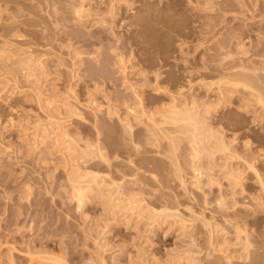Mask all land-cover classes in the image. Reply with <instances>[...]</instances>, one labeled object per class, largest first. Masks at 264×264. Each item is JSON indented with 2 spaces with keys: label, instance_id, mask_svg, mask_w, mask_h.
<instances>
[{
  "label": "rangeland",
  "instance_id": "rangeland-1",
  "mask_svg": "<svg viewBox=\"0 0 264 264\" xmlns=\"http://www.w3.org/2000/svg\"><path fill=\"white\" fill-rule=\"evenodd\" d=\"M18 1L27 2V0H12L9 6L1 7L2 9H4L3 13L2 9L0 8V12L2 13V17L0 16L2 20L0 19V22H4L3 20L6 21V24H3L4 26H2V24L0 23V48L6 45V41H13L14 44L12 46L15 48H22L20 49L22 52L37 49V51L34 52V56H41L39 57L40 61L34 62L35 69L33 68V70L36 71H34V75H32V77L30 76L31 78L26 77L28 74L27 71H24L25 66H23L24 64L21 61L23 55L21 56V58L17 56L13 57L12 54H14L15 51L7 50L5 52V59L0 58V139L4 142L3 146L0 147V264L10 263L8 261V258L10 256L8 249H10L11 247H16V250H12L11 248V250L13 251V257L15 258L14 264H39L40 262L37 260V258L32 259V254L36 251L41 250L49 251L51 253L53 252L54 254L60 255L63 261H67L68 264H85V260H87L88 258H90V260L94 258L96 259L97 257L95 256H100L101 253V255H103L104 258L107 259L105 260L107 264H174L178 261L181 264H192L191 260L193 256H195V264H226V261V263L223 262L225 260V255H233L232 264H248L250 262V259H247V261L245 260V252L243 251V253L242 251H236L234 246L227 247L228 252H221L217 249L216 251H214L215 254L213 250L212 253L210 251L211 248H209L207 244V235L205 234V231H200V227L201 229L203 228L202 224H200V218L203 217V215L201 214L203 212L206 219L209 220L211 224L219 223V225L221 226L223 225L221 224V221H223L224 215H226V218L228 216V218L232 219L233 221L237 219H240L242 221L244 219H247L248 221H252L253 223H255L256 226L254 224V226H252L254 227V229H258L255 230L253 234L254 239L258 242L257 245H261L260 243H264V210L260 208H256L254 210V208L252 209V206L249 205H252L253 203V201L249 198L252 196V194L263 195V192L260 191L261 185H259V182L255 178V174L251 171V169L248 168V166H246V164L248 163H255L260 172L263 173L262 176L264 177V108L261 109L262 107L260 105H257L254 102L252 103L248 99L247 101H244V94L242 93L241 94L243 96L239 93H234V96H232L231 99L223 102L222 104L218 103V97H216L217 95H215L216 93L218 94V91L215 92L217 89L207 92L206 88H202L201 86L199 87L196 85L197 89L194 90V87L189 88L188 85H186L187 82L184 78L185 76H187V67L189 69L190 64L191 66H201L200 68L198 67L200 70H204V66H206V71H213L212 75L204 81H209L216 88L218 87V82L220 81L219 77H222L221 70H223V68L227 69L228 67H230L228 69H231L230 71H232L236 69L234 67H239L238 70L243 68V70H246V72L248 71L247 73L255 68L256 70L259 69V72L257 71L259 73L258 75H264V73H262L264 71V0H140V2L134 4L131 7H128L124 4H115L116 8L121 9V15L126 16V26L120 27L116 22L112 23L109 20L106 21V24H103L105 26V29L104 27H101L100 31L98 28H100L99 26L101 25L97 24V26L95 27H97L98 30L93 28L85 32L77 31V27H72V25H65V20L60 18L62 15V9L65 6L62 0H59L60 3L57 4L56 7L59 12H57V17H59V21L58 19H56L57 22L55 21V18H53L54 16L49 14V16L51 17H48L47 14L49 12L47 11L48 13H46L43 7H40V5L42 6V4H38L37 2H35V4H37L39 7L34 6L32 8V12L34 13V15L33 13H30L31 15L28 14L29 11L27 12V14L25 12H22L23 14H20L21 12L17 13L16 10H18ZM93 1L95 3L100 2L103 6H106V3L108 2V0ZM48 3L50 2L48 1ZM149 6L152 10H155L156 15L150 14L151 10L148 8ZM36 7H38L39 9H37ZM164 7H166L167 10L170 11H168L170 13V17L168 12L166 11V8L165 10L163 9ZM40 8L44 10L43 13H39L41 11ZM148 10H150V13L148 12ZM162 10L166 11L167 13L163 12ZM142 11H146V13ZM161 11L162 13L160 14ZM9 13H16L13 16H18L15 17V19L11 16L12 20L14 19L13 21L20 22V20H29L31 18V20L35 21L37 25L35 24L33 28V25H26L25 27V24H23L24 26L22 24L21 26H19V23L16 22L18 24L16 25L13 22L16 28H12L16 31L20 30V32L22 33L19 32V34H23L24 36L23 39L21 38L17 40V37H15V39L14 37H11L12 34H10L13 30L10 27L13 26V24H8L10 21H12L10 15L8 16ZM163 13H166V15L168 16ZM41 14L42 16H40ZM59 14L61 15L59 16ZM142 15H146V19L145 17L141 19L143 17ZM149 15L152 16L150 17ZM45 16L47 20L45 19ZM154 16H156L155 19ZM8 18H10V20H7ZM148 19L152 20L148 21ZM137 20L140 23L141 20L142 22L144 21L145 26L146 21H148L147 23L149 24V26L147 25L143 28L144 24L142 25L140 23H136ZM45 21L47 22V24ZM178 21H182V24L177 23V25L176 22ZM51 24H53L54 27ZM56 24H58V26ZM63 25H65L66 28ZM36 26H40V29ZM7 27L11 30L7 29ZM59 27L61 28V30ZM50 28L51 33L54 32V35L50 34ZM72 28H74L75 30ZM5 29H7V32ZM55 30L57 32H55ZM94 30L100 32L98 34H94ZM58 31H61V33H59ZM65 31L66 33L70 32L69 35H73H70L71 41L70 39H67L69 38L68 35L67 37H65ZM110 31H113V33H111ZM8 32H10L9 35H7ZM58 33L60 34L61 38L59 37ZM114 33L116 34L114 35ZM48 35H56L55 37L58 38L57 41L54 42L55 48L49 45ZM117 35L120 36V39L116 37ZM97 37L98 39L100 37L109 39V41L107 39L105 40L104 47L101 46L102 48H104V51H102L103 53L102 55H100V59L95 58V56L93 57V55L95 54H92L88 49V46H86V42L97 40ZM114 37L118 38L119 41L117 42V39L115 38V40ZM111 39L113 43L111 42ZM41 43L44 44L42 45ZM57 44L58 46H60L58 47ZM62 44L65 45L63 46ZM67 44H69L70 47H68ZM112 44L114 45V47H117V51H115V48L113 49L110 47L112 46ZM116 44L119 46V49ZM56 47L58 48V50ZM38 48L40 50H38ZM44 48H46V52ZM51 48L54 49H52L53 52L56 51L55 55L53 52H51L52 54L47 53V51L49 50L52 51ZM77 51H84V53H81V55L79 54V56L77 54ZM113 51L117 52L116 54H118V51H122L125 54L123 57L129 60H126L127 65L133 66H131L132 68H130L129 66V69H127V72H129V77L132 78V83L136 86V90L140 93L144 92L141 96L145 98L144 102L146 104L149 103L148 101L151 102L149 103V105H152L155 102L157 103V105L156 103L152 105L153 107L151 106V109L154 108L155 110L156 106H158V108L160 106L163 107L166 105V103L169 105V103H171L170 93L180 92L179 89H183L180 87H183L184 85H186L185 87L187 88L183 89V91H187V94H185L184 92V95H181L183 93V91H181L182 93L179 95L180 102L183 103L182 100L186 96L190 99V101H192L191 97H196L199 102H208L207 104L211 107L210 109L212 111V126L217 132L218 130H223L226 135H228L229 139L237 138V144L234 140H232L234 141L232 149L233 151H239H236L237 154L244 157V159H241L243 161H240L238 159L236 162L240 167L238 169L240 170L239 173L242 172L240 177L243 179V186L246 189L245 193H243V196L242 194H240V198L238 196V205L237 203L235 204V201L233 203V200L230 198L231 196L225 197L226 199H228L227 201L229 202H227V205L231 209H221L222 207L218 205L221 202V197L219 193H216V190H218L217 187L219 186V183H226L227 180L224 178V176L219 177V181L220 179L222 180L219 183L216 182L217 185L214 183L213 186L208 185L203 178L204 180L200 184L201 188H198L196 187V185H193V172L191 171L192 169L190 168V166L183 160L184 158L180 156L179 162L181 161V167H177V169L175 168L176 166L174 164V161L171 162L172 160L168 158L166 153L169 150L167 148L168 141L166 142L165 139L162 140L163 138L161 139L160 137L162 141H159L160 139L158 138L159 140L157 139V142L152 143V141H148L147 138L146 140L149 143H152V145L147 144V141L144 140L146 137L144 135V133L146 134V130L144 131L143 129L145 128V125H148L151 121L147 122L148 124H133L135 126L134 129H131L133 134L131 133V131H129L131 135L130 133H127L128 131L126 127H124L120 122L121 114L123 117L125 114V109H123L124 106L122 107V105H124V102L126 100H128V104L131 102L130 105H132V103L135 105L136 102H139V99L137 96H134L136 93L135 90L122 89L123 87L121 86V84L123 81V77L122 74L118 72V65L113 62ZM43 52H45L47 55L45 53V55H43ZM58 53L62 54V60L59 58L60 56H58ZM123 53L119 54L123 55ZM228 54H230V56ZM58 58L61 62L58 61ZM104 59H106L107 61L106 65L108 67L106 66V69H109V73L114 75L112 77V81H114V83L118 82V88L121 87L120 89H118V91L121 90L120 92L116 90L119 94L116 93L115 90H113L115 93L111 91L112 96L110 95L109 97H107V99L106 97H104L107 96L105 92L100 93V88H94L95 86L100 87V84L96 82V80L98 81V79L100 78V76H98L97 74V63L99 62V60L103 61ZM14 62H17V64H15ZM202 65L204 68L202 67ZM141 69L143 71L146 69H148V71L159 69V71L162 70L166 74H172L173 76L177 75V77L180 78H174V80L177 79V81L172 82V84L169 86L166 83H160V86L166 87L167 85V88L170 89H166V91L161 90V92H156L155 89L150 87H153V85L157 84L153 83V85H146L143 88V82L142 80H140L142 76H140V78H138L139 76L135 77L137 76L135 75V73L137 74L138 72L139 74ZM66 70H72L71 74H73L74 76H72L71 78L70 72ZM252 72L250 74H252ZM12 76H16L15 81L12 80ZM178 79L181 81H179ZM190 80L192 81L191 84L193 85L198 84V82L200 81L196 73L192 75ZM176 82L177 84H183V86H179V84L177 86L175 84ZM86 84L88 88L85 86ZM220 84L222 85L223 83ZM69 85L74 88V95H77L78 100L80 98L81 102H84L81 99H86V101L84 102L86 103L87 100L91 98L94 99L95 103L97 104H105L102 105L103 108H100V115L102 117H105L106 119H108L107 116H109V119L107 121L113 131L111 133V139L113 141L112 143L116 142V144H114L113 146L111 145L112 143H107V152L104 150V153L107 154L110 159L111 166L101 161L99 154V158L98 155L92 156L86 154L83 149L84 145L82 144L85 143L84 139H82V142L76 144L77 146L79 144L83 149L82 151L79 150L82 152L81 155H79L80 152L78 153V151L76 150L78 148H72V150L74 149L77 151V154L75 153L76 151H73L76 154V156L74 155V157H77V155L80 156L79 158L77 157L78 161L79 159L81 160V162L86 161V164L88 163L92 165L91 169H93V171L95 170V172L101 173V175L106 174L110 175V177L113 176L112 178L117 177L116 179H114L116 180L114 181L116 187L113 188H117V185L122 183L121 187L117 188L118 191L121 190L120 195L122 194V198L120 197V199H122V202L120 199V202L119 200H116V202H111L109 197L111 196L110 192L112 190L108 193V190L104 188L107 190V193L104 190V193L102 191V193H100L99 190V192L95 190L97 193L93 192L94 195L91 196L92 199L90 198V200L86 202L81 209L77 210V208H75L76 204L74 205V203L69 200L68 195H65L66 192L67 194H69V191L66 188V172L67 169L71 170V166L68 168V164H65V161L63 163L65 164V166H67L65 168L66 172L63 170L64 164L62 165V162L60 161H62L63 159L61 158L63 157L61 155L64 154V151L61 153L60 150L57 149L61 154L56 153L57 151L55 153L51 152V154L50 152L48 153V151L50 150H48L47 141L44 142V139L42 140L41 138L42 134H39L40 131L37 128L36 130L39 132L35 131L34 128L36 126L33 127L38 119H42V117L45 115V112L49 113L51 111L50 106L53 107L55 105L54 107H57L62 105V116L67 114V110L63 106V103L68 101H71V103L74 102L72 97L73 94L71 96L72 99L69 96L71 92L69 90ZM173 85H175L176 87H174ZM37 89L38 91H42V101L47 102L50 100V102L53 103L45 105L46 102H43L44 108L46 109H42V111L38 106V103H36L37 101L35 99V93L33 95V92L37 91ZM95 89H100V91H95ZM104 93L106 95H104ZM122 96L124 97V99H127L122 101ZM66 97L69 98L66 99ZM109 98L111 99L110 101L108 100ZM189 99L186 98V101H184L188 103L187 101H189ZM105 100L107 101L104 102ZM190 101L189 103L192 104V102ZM58 103L61 104L58 105ZM204 105L205 104L201 105V107H203ZM115 106H117V109ZM107 107H110V109H114L116 111L113 112L115 115L113 113L111 114L112 116L107 115V111L109 109ZM105 108L107 110L106 112L104 111ZM87 110L88 109L85 110L83 107L81 116H70V119L68 118L69 114L66 115L69 119L65 122V124L67 123L66 129L71 132H69L71 134V137L74 134L72 138L73 140H75L74 138H78L80 136L81 138L86 137V139L88 137L91 141L95 140V133L97 132H95L94 134L93 132L96 131L97 128H95L96 126L94 125L95 122L93 121L92 115L90 114L89 116V112L87 114ZM157 116L158 115H156L155 118ZM159 116L156 119L159 120ZM10 117L13 118L12 121H8V118ZM81 117L84 118L82 119ZM122 129H125L124 131H126V134H123ZM23 132H27L26 134H29V139L25 138L26 136ZM31 134H35V141L32 137L33 135L31 136ZM148 134L149 133L147 132V137ZM23 135L25 137H23ZM102 135L104 137L105 133H102ZM125 135H130V139L133 137L131 141H133L134 145L131 144L132 142L130 141V139L125 137ZM51 137L53 141L54 135H52ZM69 138L70 136L68 137V139ZM37 140L40 142L37 143ZM49 141H51V139H49ZM242 142H244V145H242ZM154 144L155 146L153 147ZM182 144L183 146H181L180 151L184 152V150H186V152H188V148L186 146L187 140L184 139ZM50 145L51 143H49V149L51 148ZM136 145H139V148ZM184 145L186 146V149L184 148ZM134 146H136L135 149ZM61 147L62 146H60V148ZM69 151L71 150H68V153ZM73 152L69 153V155ZM128 152H130L131 154ZM84 153L85 156L82 155ZM94 155H96V153ZM83 158L84 160L82 161ZM225 159V156H223L222 159L219 158V161L222 162H219L220 164H218V166L221 165L220 168L225 163ZM48 161H50L49 164H51V162L53 163L51 165H48ZM148 161L152 163H149ZM245 161L251 162L245 163ZM42 162H47V164L45 163L44 165ZM59 164L62 166H60ZM88 164L85 165L84 163L83 167H90V165L88 166ZM46 165H48V167ZM52 165H54V168H57L53 169ZM106 165L108 166L106 167ZM155 165L157 170L155 169ZM218 166L217 168L220 169ZM178 168L180 172L184 171V175L180 172L179 175ZM48 169L51 171H49ZM153 169L155 171H153ZM135 170L137 171V173L135 172ZM52 171L55 172L53 173ZM174 171H176L178 174ZM48 173L51 177L52 175H54L51 178H54L55 184L51 182L53 188L49 186L51 185V183L47 182L50 178L48 180L47 178H45V176H49ZM123 174H125L126 177ZM120 175L123 176L124 180ZM184 176H186V178ZM134 177L139 183H136V181L134 182ZM180 177H183L186 180V185L184 186L182 184L184 187H182L181 185L180 179L182 178ZM112 178H110V180ZM128 179H130V181L127 183ZM117 182L118 184H116ZM54 185L55 187L57 186V189L54 187ZM58 185L63 186L61 187V191L59 190L60 188L58 187L60 186ZM131 185L135 186L132 187ZM46 187L51 188V191L49 189H46ZM62 188H64L65 190H63ZM123 195L127 198L123 197ZM205 197L207 198L204 199ZM114 198L112 199V201H115ZM116 198H118V196H116ZM217 200H219L220 202H218ZM126 201H128V203ZM205 202H207V205L204 204ZM124 203H127L126 205H129L125 206L123 205ZM218 207L220 210L218 209ZM151 210H155L161 214V219L158 221V223H156L157 221L154 222L155 224L152 223L153 214L151 213ZM177 211L181 214L180 219H182L183 217L186 219L184 223L186 224L185 228L183 227V223L174 222L170 219V217L167 218L168 213ZM191 211H194V214L200 216V218L198 219L199 221L196 218L194 219H196L197 222L196 220L193 221V217H189ZM188 218L189 220L192 218V222H190ZM223 226L228 228V236L225 234L228 237L226 241L228 243H231L233 241L231 239L232 237H234L233 235H235V233L233 232V228L228 225ZM16 236H21L22 239L19 242H14ZM226 236L223 235L221 237L220 235L217 239V242L215 243V246L219 242L220 245H218V248H220V246L222 245L224 246V243L221 241L222 238H225ZM192 240H194V242L196 243L195 247H193L195 243L192 244ZM191 244L193 248L191 247ZM98 245L101 248H99ZM20 246L24 247V249H21ZM197 247L201 251L203 250V253L201 251V253L199 252L200 254L196 252L197 250L195 248ZM27 248H30L31 250H29L31 252L24 251L28 250ZM190 248L191 250L189 251ZM101 249H103L104 251H101ZM260 249V255H262L261 257H264V247ZM29 253H31V255ZM191 254L193 255L191 256ZM252 254L253 253H251L249 256L253 257L254 254ZM92 256L93 258H91ZM188 258H191V260L188 261ZM209 260H211L212 262H208ZM261 262L262 263L260 264H264V258H262Z\"/></svg>",
  "mask_w": 264,
  "mask_h": 264
},
{
  "label": "bare ground",
  "instance_id": "bare-ground-1",
  "mask_svg": "<svg viewBox=\"0 0 264 264\" xmlns=\"http://www.w3.org/2000/svg\"><path fill=\"white\" fill-rule=\"evenodd\" d=\"M11 1L12 0H0V8L2 7V6H4V7H7V6H9V4L11 3ZM17 1V0H16ZM48 1L50 2V3H48ZM63 2H64V4H65V6L63 7V9H62V15L61 14H59V16L61 15V17L60 18H62V19H64L65 20V25L66 26H69V25H72V27H77L76 29H77V31H87V30H89V29H93V28H95V29H97V27H95V26H97V24L99 25H101V26H99L100 28H98L99 30L101 29V27H104V29H105V26L103 25V24H106V21H111L112 23L114 22H116L117 24H118V26H120V27H124V26H126L127 25V23H125L126 22V16H124V15H121V9L120 8H116L115 6L117 5V4H124V5H126V6H133L134 4H137L138 2H140V0H108V2L106 3V6H103V5H101V3L100 2H94L93 0H62ZM104 1V0H103ZM19 2V1H18ZM17 2V7H18V10H16L17 11V13L18 12H21L20 14H23L24 12L27 14V12H28V14H30V13H33L32 12V8L34 7V6H38L37 4H35V2H37L38 4H42V6L40 5V7L42 8L43 7V9L46 11V13H48L47 15H48V17H51V16H49V14L50 15H52V16H54L53 18H55V21H56V19H58L59 17H57V15H58V10H57V4H59L60 2H59V0H27V2L25 1V2H19L18 3ZM116 4V5H115ZM121 6V5H120ZM39 7V6H38ZM38 7H36L37 9H39ZM40 8V12L39 13H43V11L44 10H42ZM49 8H50V10H49ZM150 10H148V12L150 13V14H155L156 15V12H155V10H152L151 9V7L149 6L148 7ZM159 8V7H158ZM160 8H162V7H160ZM165 8L166 7H164L163 9L165 10ZM169 8V7H168ZM2 9V8H1ZM1 9H0V11H1ZM16 9V8H15ZM35 9V8H34ZM36 9V10H37ZM145 9H147V8H145ZM4 9H2V13L4 12L3 11ZM161 10V9H160ZM164 10H162L163 12H168L169 10H167V8H166V11H164ZM9 11V10H8ZM48 11V12H47ZM162 11L160 12V14L162 13ZM10 12V11H9ZM14 12H15V10H14ZM23 12V13H22ZM35 12V11H34ZM58 12V13H57ZM140 12H141V10H140ZM142 12H145L146 13V11H142ZM166 12V13H167ZM170 12V11H169ZM168 12V14H169V17H170V13ZM1 12H0V16H1V14H2ZM46 13H45V15H46ZM166 13H163V14H165L166 15ZM16 13H9L8 14V16L10 15V17L12 16L14 19H15V17H18V16H13V15H15ZM26 14H24V15H26ZM37 14V13H36ZM162 14V15H163ZM18 15V14H17ZM31 15V14H30ZM33 15H34V13H33ZM7 16V15H6ZM40 16H42V14L40 15ZM143 16V15H142ZM146 16V15H145ZM145 16H143L141 19H143ZM150 17L152 16V15H149ZM166 16H168V15H166ZM2 17V16H1ZM0 17V19L2 20V18ZM12 17H11V20H12ZM29 17V16H28ZM155 17L156 16H154V19H155ZM40 18V17H39ZM147 18H148V14H147ZM153 18V17H152ZM6 19V18H5ZM13 19V20H14ZM45 19H46V16H45ZM145 19H146V17H145ZM144 19V20H145ZM153 19V20H154ZM7 20H10V18H8ZM10 21L8 24L10 25V23H12L13 24V26H9L11 29H13L12 27H14V29L16 28L15 27V25H14V23L16 24V25H18L17 23H19V26H21V24L23 25V24H25V27H26V25L28 26V25H33V28H34V25L36 24V22L35 21H33V20H31V18L28 20H23V21H21L20 20V22H23V23H20V22H17V21ZM19 20V19H18ZM47 20V19H46ZM50 20V19H49ZM149 20H152V19H148V21ZM4 22H0L1 24H2V26H4L3 24H6V21L5 20H3ZM39 21H40V19H39ZM44 21V20H43ZM54 21V22H55ZM58 21H59V19H58ZM140 21V20H139ZM148 21H146V26L148 25L149 26V24L147 23ZM183 21V20H182ZM182 21H178V22H176V24L178 23H181L182 24ZM8 22V21H7ZM14 22V23H13ZM17 22V23H16ZM46 22V21H45ZM45 22H43V23H45ZM50 22V21H49ZM57 22V21H56ZM61 22V21H60ZM63 22V21H62ZM163 22V21H162ZM52 23V22H51ZM136 23H140V22H138V20H137V22ZM46 24H47V22H46ZM63 24V23H62ZM140 24H144V21L142 22V20H141V23ZM139 24V25H140ZM176 24H175V26H176ZM177 24V25H178ZM37 25V24H36ZM50 25V24H49ZM52 26H53V24H51ZM57 26H58V24H56ZM65 25H63V26H65ZM141 25V26H142ZM5 26H7V25H5ZM19 26H17V27H19ZM24 26V25H23ZM51 26V27H52ZM57 26H56V28H57ZM66 26H65V28H66ZM111 26H112V24H111ZM145 26V24H144V26H143V28L144 27H146ZM36 27H38L39 29H40V26H36ZM42 27V26H41ZM47 27V26H46ZM54 27V26H53ZM52 27V28H53ZM71 27V26H70ZM178 27V26H177ZM10 28H8L7 27V29H9V30H11ZM19 28H21V27H19ZM18 28V29H19ZM22 28H24V27H22ZM60 28V27H59ZM64 28V27H63ZM68 28V27H67ZM112 28V27H111ZM7 29H5L6 30V32H7ZM12 30L11 31V33L10 32H8V34L7 35H9V33L10 34H12V36L11 37H17V40L18 39H23L24 38V36H23V34H19V32H20V30H18V31H16V30ZM54 29V28H53ZM72 29H74V28H72ZM97 29V30H98ZM115 29V28H114ZM147 29V28H146ZM24 30V29H23ZM22 30V31H23ZM44 30H46V29H44ZM50 31V34L51 35H54L53 33H51V28L49 29ZM60 30H61V28H60ZM66 30V29H65ZM71 30V29H70ZM75 30V29H74ZM97 30H94L95 32H93L94 34H98L100 31H97ZM110 30V29H109ZM14 31H16V32H14ZM68 31V30H67ZM12 32H14V33H12ZM18 32V33H17ZM55 32H57L56 30H55ZM59 32V31H58ZM111 32V31H110ZM20 33H22V32H20ZM59 33H61V31L59 32ZM58 33V34H59ZM69 33L70 32H68V33H66V31H65V37H67V35H68V37L69 38H67L68 40L70 39V41H71V36H73V35H69ZM76 33V32H75ZM92 33V34H93ZM111 33H113V31L111 32ZM46 34V33H45ZM116 33H114V35H115ZM27 36V35H26ZM49 36V35H48ZM47 36V37H48ZM56 36V35H55ZM55 36H49V37H51V38H49L48 37V39H46V40H48V43H49V45H51L52 47H54L55 48V45H54V42L55 41H57V37H55ZM95 36V35H94ZM46 37V38H47ZM59 37H60V34H59ZM116 37H118L119 39H120V36H116ZM116 37H114V39L116 38ZM39 38V37H38ZM38 38H37V40H38ZM43 38H45V37H43ZM61 38V37H60ZM118 38H116L117 39V42L119 41L118 40ZM122 38V37H121ZM16 39V38H15ZM40 39V38H39ZM66 39V38H65ZM95 39H96V37H95ZM108 40L109 41V39L108 38H105V37H100L99 39H98V37H97V40H91V41H89V42H86V46H88V49L91 51V53L92 54H95V55H93V57L95 56V58H99L100 59V55H102V51H104L103 49L104 48H102V47H104L105 45V40ZM115 39V40H116ZM81 40V39H80ZM79 40V41H80ZM42 41H44V40H42ZM88 41V40H87ZM114 41V40H113ZM198 41V40H197ZM111 42H112V39H111ZM200 42H202V41H200ZM203 42H204V40H203ZM40 43V42H39ZM39 43H37V44H39ZM57 43V42H56ZM58 43H59V41H58ZM66 43V42H65ZM81 43V42H80ZM113 43V42H112ZM115 43V42H114ZM240 43H242V42H240ZM5 46H3V47H1L0 48V58L2 59V58H4L5 59V52L7 51V50H9V51H15V53L14 54H12L13 55V57L15 56H17V57H20L21 58V56H22V58H21V61H22V63L24 64L23 66H25L24 67V71H27V74L29 75H27L26 77H32V75H34V71H36V70H33V68L35 69V67H34V62H38V61H40V59H39V57L41 56H38V57H36V56H34V52L35 51H37V49L35 50H28L27 52H22L20 49H22V48H18V47H13L12 45L14 44V42L13 41H6L5 42ZM35 44V43H34ZM42 44V43H41ZM44 44V43H43ZM42 44V45H43ZM103 44V45H102ZM109 44V43H108ZM201 44V43H200ZM54 45V46H53ZM63 45V44H62ZM61 45V46H62ZM65 45V44H64ZM63 45V46H64ZM111 45V44H110ZM109 45V46H110ZM117 45V44H116ZM229 45V44H228ZM238 45V44H237ZM45 46V45H44ZM48 46V45H47ZM57 46H58V44H57ZM60 46V45H59ZM58 46V47H59ZM67 46L68 47H70V45L69 44H67ZM73 46V45H72ZM71 46V47H72ZM100 46V47H99ZM102 46V47H101ZM113 46V47H112ZM112 46H110L111 48H115V51H117L116 50V46L114 47V45L112 44ZM118 46V45H117ZM236 46V45H235ZM40 47H42V46H40ZM81 47V46H80ZM107 47V46H106ZM50 48V47H49ZM57 48V47H56ZM61 48V47H60ZM111 48H110V51H111ZM241 48V47H240ZM46 48H44V50H45ZM53 48H51V50H52ZM112 49V50H113ZM118 49H119V46H118ZM38 50H40L39 48H38ZM44 50H42V51H44ZM54 50V49H53ZM53 50L52 51H47V53L49 54V53H51V52H53ZM57 50H58V48H57ZM61 50V49H60ZM59 50V51H60ZM76 51V50H75ZM45 52H46V50H45ZM45 52H43L42 54L43 55H45L46 53ZM56 51H54L53 53H54V55L56 54L55 53ZM45 53V54H44ZM81 53H84V51H82V52H78L77 51V54L79 55H81ZM90 53V52H89ZM113 53V57H114V59H113V62L115 63V64H117L116 66H117V69H118V72H120V74H122V77H123V81H122V84H121V86L123 87L122 89H131V90H135V95L134 96H137L138 97V99H139V102L137 103H135V105L132 103V105H130L131 104V102L128 104L127 103V101L128 100H126V99H124V97L123 96H125V95H123L122 96V101H124V100H126L125 102H124V105H122V107H123V109H125V111H124V117L122 116V114H121V119H120V122H121V124L124 126V127H126V129H127V133H130L129 131H131V133H132V130L131 129H134V125L133 124H135V125H138V124H148L147 122H150L148 125H145V128L143 129L145 132H146V134L144 133V135L146 136L145 137V139L144 140H146L147 138H148V141H152V143L154 142H157L159 139H160V137H161V139L162 140H164L165 139V141L167 142L168 141V143H167V148L169 149L166 153H167V156H168V158H170V160H172L171 162H173L174 161V164H175V168L177 169V167H181V165H180V162H179V160H180V156H182L184 159V161L186 162V164H188L189 166H190V168L192 169L191 171L193 172V178H194V181H193V185H196V187H198V188H201V183L203 182V180L208 184V185H212L213 186V184L215 183L216 184V182L217 183H219L222 179H220V181H219V177H223L224 176V178L227 180L226 181V183H219L218 185V187H217V189L218 190H216V193H219V195H220V197H221V202L219 201V200H217L218 202H220L218 205L220 206V207H222L221 209H223V208H228V209H231V208H229L228 207V203L227 202H229V201H227L228 199H226L225 197L226 196H231L230 198L233 200V203H234V201H235V204L237 203V205H238V201H237V198H238V196H239V198H240V194H242V196H243V193H245V187L243 186L244 184H243V179L240 177L241 176V173L242 172H240L239 173V171L240 170H238L240 167H239V165L236 163L237 162V160L239 159L240 161H243V160H241L242 158L244 159V157H242V155L240 156L239 154H237V152H239V151H233V144H234V141H235V143L237 142L236 140H238L237 138L235 139V138H233V139H229V137H228V135H226V133L222 130V131H220V130H218V132L214 129V127L212 126V118H211V107L207 104V103H204V102H199V100H197L196 99V97H191V100L192 101H190V99L186 96L182 101H183V103L182 102H180L179 100V95L182 93L181 91H183V89H185V88H187V87H185L186 85H188V87L189 88H193L194 90L195 89H197V87H196V85L197 86H201L202 88H206V90H207V92L208 91H213V90H215V89H217L215 92H217L218 91V94L216 93L215 95H217L216 97H218L217 99H218V103H223V102H226L227 100H229V99H231V97L232 96H234L233 94L234 93H239V94H244V96H243V99H244V101H247V99L248 100H250V102H254V103H256L257 105H260L261 107V109H263L264 108V75L262 74V75H258L259 73V69H253L252 71L254 72H252V71H249V73H247L246 72V70H243V68L242 67H240V68H242V69H240V70H238V68L237 67H234V68H236V69H234V70H232V71H230L228 68H230V67H228L227 69H225V68H223V70H221V75H222V77H219L220 78V81L218 82V87L216 88V87H214L213 86V84L212 83H210L209 81L208 82H205L204 80H206V79H208V77L209 76H211L212 75V72L211 71H206L207 69H206V66H204L203 67V65H202V67L204 68V70H200L199 68L201 67V66H199L198 65V67H197V65H192L191 66V64L189 65L190 67H189V69H188V67H187V71H188V73H187V76H185V80H186V85H184L183 86V84H179V86L180 85H182L183 87H180V88H183L182 90L181 89H179L180 90V92H172V93H170V99H171V103H169V105L166 103V105L165 106H163V107H159L158 108V106H156L155 107V110H154V108L153 109H151V106L152 105H154V104H152V105H149V103H151L150 101H148L149 103L148 104H146L145 102H144V99L145 98H143L141 95L144 93H140V92H138L137 90H136V86L132 83L133 81H132V78L131 77H129V72H127V69H129V66L127 65V61L126 60H128V59H125L123 56L125 55L122 51L121 52H119L118 51V54H116L117 52H112ZM112 53H110V54H112ZM115 53V54H114ZM119 53H123V55L121 54H119ZM10 54V53H9ZM52 54V53H51ZM76 54V55H77ZM38 55V54H37ZM42 55V56H43ZM47 55V54H46ZM79 55V56H80ZM229 56H230V54H228ZM233 55V54H232ZM9 56V55H8ZM8 56H7V59H8ZM58 56H60L59 58L62 60L63 59V57H61L62 56V54L61 53H58ZM229 56H227V57H229ZM11 57V56H10ZM111 57H112V55H111ZM39 60H38V59ZM58 58V59H59ZM6 59V60H7ZM60 59L58 60L59 62H61L60 61ZM95 60V59H94ZM20 61V62H21ZM96 61V60H95ZM129 61V60H128ZM67 62V61H66ZM66 62H64V63H66ZM97 62H98V60H97ZM103 62V63H102ZM225 62V61H224ZM15 63V62H14ZM22 63H21V65H22ZM96 63V62H95ZM113 63V64H114ZM221 63H223V62H221ZM15 64H17V62L15 63ZM35 64H37V63H35ZM62 64V63H61ZM99 64V65H98ZM107 64V61H106V59H104L103 61L102 60H99V62L97 63V74H98V76H100V78L98 79V81L96 80V82H98L99 84H100V87L98 86H95L94 88H100L101 89V92L100 93H102V92H105L106 94H107V96H104V97H106V99H107V97H109L110 95H111V91H113V90H115V92L116 93H118V92H120L121 90H119L118 91V89H120V88H118L119 86V84H117V83H114V81H112V77L114 76V75H112L111 73H109L110 71H109V69L107 70L106 69V65ZM234 64V63H233ZM64 65V64H63ZM151 65V64H150ZM232 65V64H231ZM20 66V65H19ZM23 66H21V67H23ZM36 66V65H35ZM67 66V65H66ZM132 66V65H131ZM130 66V68H132ZM141 66V65H140ZM21 67H19V68H21ZM108 67V66H107ZM142 67V66H141ZM71 68H73V67H71ZM145 68V67H144ZM218 68V67H217ZM216 68V69H217ZM233 68V67H232ZM93 69V68H92ZM91 69V70H92ZM111 69V68H110ZM152 69V68H151ZM212 70V69H211ZM219 70V69H218ZM23 71V72H24ZM66 71H69L70 72V76H71V78H72V76H74L73 74H71V71L72 70H66ZM186 71V72H187ZM216 71V70H215ZM214 71V72H215ZM258 71V72H257ZM92 72V71H91ZM95 72H96V69H95ZM137 72V71H136ZM252 72V74H254V75H252V74H250ZM257 72V73H256ZM93 73H94V71H93ZM92 73V74H93ZM174 73V72H173ZM184 73V72H183ZM197 74L198 75V78H199V82H201V83H199L198 81V84H195V85H193V84H191L192 83V81L190 80V78L192 77V75L193 74ZM262 73H264V71L262 72ZM176 74V73H175ZM215 74V73H214ZM220 74V73H219ZM26 75V74H25ZM88 75V74H87ZM135 75H137V76H135V77H138V78H140V76H142L141 77V79L140 80H142V86H143V88H144V86H146V85H150V84H152L153 85V83L154 84H157V85H153V87H150V88H153V89H155V91L156 92H161V90L163 91V90H165L166 91V89H170V88H167V85L169 86V85H171L172 84V82H174V81H177V79L176 80H174V78H180V77H177V75H172V74H166V73H164L162 70L161 71H159V69H156V70H151V71H148V69H146V70H142L141 69V71L139 72V74H138V72H137V74L135 73ZM185 75V74H184ZM69 76V75H68ZM67 76V77H68ZM69 76V77H70ZM94 76V75H93ZM98 76H97V78H98ZM183 76V75H182ZM218 76H220V75H218ZM217 76V77H218ZM30 77V78H31ZM84 77V76H83ZM15 78H16V76H12V80H14L15 81ZM11 79V78H10ZM137 79V78H136ZM183 79V78H182ZM179 80V79H178ZM179 81H181V80H179ZM86 83V82H85ZM97 83V84H98ZM160 83H166L167 85H166V87H163V86H160ZM193 83H194V81H193ZM220 83H223L222 85L220 84ZM113 84H115V85H113ZM159 84V85H158ZM174 84V83H173ZM177 86H178V84H177V82L175 83ZM86 87H87V84L85 85ZM165 86V85H164ZM174 87H176L175 85H173ZM85 87V88H86ZM214 87V88H213ZM88 88V87H87ZM177 88H179V87H177ZM100 89L98 90V91H100ZM69 90L71 91L70 92V94H69V96H70V98L72 99V97H73V100H74V102H72L71 103V101H68V100H66V99H68L67 97H66V99H64V100H66V101H68V102H64L63 104V106L65 107V109L67 110L66 111V113L67 114H69L68 115V118L70 117V116H81L82 114V109H83V107H84V109L86 110V109H88L87 110V114H88V112H89V116H90V114L92 115V118H93V121L95 122V128H97L96 129V131H94L93 132V134L95 133V132H97V133H95L96 134V137H95V140H93V141H91L88 137H87V139H86V137L85 138H81V136L80 137H76V138H74L75 140H73L72 138H73V135H72V137H71V132L70 131H68V129H66L67 128V126H66V124H65V122L66 121H68L69 119L67 118V114L66 115H64V116H62V114H63V111H62V105L61 106H57V107H51L50 106V108H51V111L49 112V111H47V112H49V113H46L45 112V115L42 117V119H38L36 122H35V124H34V122H33V124H34V126L33 127H35L34 129H35V131H37L36 130V128L40 131V133L39 134H42V140L44 141V142H46L47 141V143H48V150H50V151H48V153L50 152V154H51V152H53V153H55L56 151V153H58V154H61L63 151H64V154L63 155H61V156H63V157H61V158H63L62 159V161H60V162H62V165L64 164L63 162H65V164H68L67 166H68V168L71 166V170H69V169H67V172L65 171V168L67 167V166H65V164L63 165V170L66 172V179H67V184H66V188L68 189V191H69V194H67V192H66V194L65 195H68V198H69V200L70 201H72L73 203H74V205L76 204V207L75 208H77V210H79V209H81L84 205H85V203L86 202H88L89 200H90V198H91V196H93L94 194H93V192L94 193H97V192H99L100 191V193H104V191L107 193V190H108V193L110 192L111 193V196H110V194H109V199L111 200V202H116V200L118 201L119 199H120V197L122 198V194L120 195V191H118L117 190V188H119V187H121V185H122V183L121 184H119V185H117V188H113V187H116V185H115V182L114 181H116V180H114V179H116V178H112V177H110V175H104V174H102L101 175V173H98V172H95V170L93 171V169H91V166L92 165H90V164H88V166L90 165V167H83V164L85 163V165H87L86 164V161H84V162H81V160L79 159V161H78V158L80 157V156H78L77 155V157H74V155L76 156V154H77V151H78V153H79V155H81V151L84 149V152L86 153V154H88V155H92V156H97L98 154L100 155V159H101V161H103L104 163H106V164H108L109 166H111L110 164H111V162H110V159H109V157L107 156V154H105L104 153V150L106 151V149H107V146H106V144L108 143V144H110V143H112L113 141H112V139H111V133L113 132L112 131V129L110 128V126H109V124H108V119H109V116H107L108 117V119H106L105 117H102L101 115H100V108L102 107V105H105V104H103V103H100V104H97V103H95V100L94 99H89V100H87V102L86 103H84L85 101H86V99H81L82 101H84V102H81L80 101V98H79V100H78V98H77V95L75 96L74 94V88H72V86L71 85H69ZM96 89H95V91H97ZM118 92H117V91ZM190 90H192V89H190ZM68 91V90H67ZM66 91V92H67ZM110 91V92H109ZM174 91V90H173ZM178 91V90H177ZM42 91H38V89H37V91H34L33 92V95H34V93H35V99H36V103H38V106L41 108V111H42V109H46V108H44V103L46 102V101H42L43 100V98H42V93H41ZM114 92V91H113ZM112 92V93H113ZM114 92V93H115ZM184 92H185V94H187L186 92L187 91H183V93L181 94V95H184ZM97 93H99V92H97ZM96 93V94H97ZM104 93V95H106ZM109 93V94H108ZM13 94V93H12ZM72 94H73V96H72ZM119 94V93H118ZM101 95V94H100ZM66 96H67V94H66ZM72 96V97H71ZM112 96V95H111ZM90 97V96H89ZM103 97V98H104ZM127 97V96H126ZM112 98V97H111ZM121 98V97H120ZM136 98V97H135ZM150 98V97H149ZM153 98V97H152ZM186 98L187 99H189V101L190 102H192V104L191 103H189V101H187L188 103H186L185 101H186ZM193 98V99H192ZM198 98V97H197ZM70 99V100H71ZM246 99V100H245ZM72 100V101H73ZM75 100H76V102H75ZM109 101L111 100L110 98L108 99ZM185 100V101H184ZM63 101V100H62ZM107 100H105L104 102H106ZM231 101V100H230ZM44 102V103H43ZM152 102H154V101H152ZM185 102V103H184ZM49 103H52V102H50V100L49 101H47L46 103H45V105L46 104H49ZM215 103V102H214ZM53 104V103H52ZM59 104H61V103H58V105ZM107 104V103H106ZM122 104H123V102H122ZM203 104H205L203 107H201V105H203ZM51 105V104H50ZM108 105V104H107ZM149 105V106H148ZM156 105H157V103H156ZM162 105V104H161ZM256 105V106H257ZM109 106H111V105H109ZM119 106V105H118ZM148 106V107H147ZM217 106V105H216ZM46 107V106H45ZM116 107V109H117V106H115ZM114 107V108H115ZM153 107V106H152ZM49 108V107H48ZM53 108V109H52ZM103 108V107H102ZM107 108H109L108 109V111L106 110V108H105V112L107 111V115H110V116H112L111 114L113 113V112H116L114 109H110V107H107ZM111 108H113V107H111ZM244 108V107H243ZM245 108H246V106H245ZM248 108V107H247ZM114 110V111H113ZM152 110H154V111H152ZM118 112V111H117ZM109 113V114H108ZM263 113H264V110H263ZM85 114H86V112H85ZM114 114V113H113ZM119 114V113H118ZM115 115V114H114ZM156 115H160L159 117H160V119L158 120V119H156V118H158V116L155 118V116ZM30 116V115H29ZM85 117V116H84ZM83 117V118H84ZM119 117V116H118ZM117 117V118H118ZM119 117V118H120ZM31 118V117H30ZM78 118H80V117H78ZM82 118V117H81ZM82 118V119H83ZM91 118V119H92ZM113 118V117H112ZM86 119V118H85ZM13 120V118L12 117H10V118H8V121H12ZM7 121V120H6ZM6 121H5V123H6ZM119 121V120H118ZM222 122H224V121H222ZM4 123V124H5ZM111 123V122H110ZM221 123V122H220ZM32 124V125H33ZM5 126V125H4ZM142 126H144V125H142ZM146 126H147V129H146ZM33 129V128H32ZM123 130V134H126V131H124L125 129H122ZM214 130V131H213ZM27 131V130H26ZM34 131V132H35ZM39 131H37V132H39ZM105 131V132H104ZM216 131V132H215ZM220 131V132H219ZM70 132V133H69ZM147 132L149 133L148 134V137H147ZM24 133V132H23ZM27 132H25L24 134H25V136L23 135V137H25V138H28L29 139V134H26ZM29 133V132H28ZM30 133H33V132H30ZM88 133V132H87ZM90 133V132H89ZM102 133H105V136L103 137V135H102ZM131 133H130V135H131ZM133 134V133H132ZM33 135V136H32ZM37 135V134H36ZM52 135H54V138H53V141H52ZM128 135V134H127ZM129 135V136H130ZM31 136L33 137V139H34V141H35V138H34V136H35V134H31ZM70 136V138L72 139H68V137ZM78 136V135H77ZM85 136H87V135H85ZM89 136V135H88ZM102 136V137H101ZM129 136H126L125 135V137H127L128 139H130L129 138ZM233 136V135H232ZM231 136V137H232ZM49 137H51V138H49ZM90 137V136H89ZM132 137V136H131ZM51 139V141H49V139ZM81 138V139H80ZM113 138V137H112ZM133 138V137H132ZM132 138L130 139V141L132 140ZM159 138V139H158ZM30 139H32V138H30ZM67 139H68V141H67ZM82 139H84V141H85V143H82L83 145H84V148L82 149L81 148V146L78 144V146L76 145L77 143H80V142H82ZM140 139V138H139ZM158 139V140H157ZM159 140V141H162V140ZM184 139H186L187 140V148H188V152H186V150H184V152H182V151H180L181 150V146H183V144H182V142L184 141ZM39 140V139H38ZM37 140V143L38 142H40V141H38ZM232 140H234V141H232ZM28 141V140H27ZM76 141V142H75ZM138 141V140H137ZM147 141V140H146ZM147 141V144H151L152 145V143H149ZM33 142V141H32ZM102 142H104V143H102ZM128 142V141H127ZM132 143L131 144H133L134 145V143H133V141H131ZM3 141L0 139V147L1 146H3ZM37 143H36V145H37ZM46 143V144H47ZM49 143H51V148L49 149ZM69 143H70V145H69ZM73 143V144H72ZM75 143V144H74ZM144 143V142H143ZM160 143H163V142H160ZM244 142H242V145H244L243 144ZM72 144V145H71ZM105 144V145H104ZM114 144H116V142H114V143H112L111 145L113 146ZM138 144V143H137ZM158 144V143H157ZM237 144V143H236ZM5 145V144H4ZM82 145V146H83ZM159 145V144H158ZM161 145V144H160ZM166 145V144H165ZM53 146H54V148H53ZM56 146H57V148H56ZM60 146H62L61 148H60ZM128 146V145H127ZM136 146H138V148H139V145H136ZM136 146H134V149L136 148ZM145 146V145H144ZM155 146V144L153 145V147ZM186 146L184 145V148L186 149ZM236 146V145H235ZM6 148H7V146H6ZM53 148V149H52ZM72 148H74V149H76V148H78V149H76V150H72ZM157 148H158V146H157ZM183 148V149H184ZM53 151H52V150ZM57 149H59L60 150V152L61 153H59L58 151L59 150H57ZM166 149V148H165ZM182 149V150H183ZM68 150H71V151H69V153H71V152H73V151H76L75 153L73 152L72 154H70L69 155V153H68ZM79 150H81V151H79ZM139 150V149H138ZM158 150H159V148H158ZM29 151V150H28ZM120 151V150H119ZM136 151V150H135ZM163 151V150H162ZM107 152V151H106ZM132 152V151H131ZM165 152V151H164ZM2 153H3V151H2ZM85 153L84 154H82L83 156H85ZM96 153V155H94ZM128 153H130V152H128ZM136 153V152H135ZM131 154V153H130ZM129 154V155H130ZM134 154V153H133ZM138 154H139V151H138ZM169 154V155H168ZM52 155H54V154H52ZM99 155H98V158H99ZM137 155V154H136ZM56 156V155H55ZM58 156V155H57ZM163 156H164V154H163ZM223 156H225V160H223V161H225V163L222 165V169L220 168V166L221 165H219L218 166V164H220V163H222V162H220L219 161V158H223ZM59 157V158H60ZM130 157V156H129ZM165 157H166V154H165ZM165 157H164V160H165ZM167 159V158H166ZM260 159V158H259ZM51 160V159H50ZM84 160V158L82 159V161ZM233 160H235V161H233ZM43 161H45V160H43ZM47 161V160H46ZM54 161V160H53ZM130 161V160H129ZM169 161V160H168ZM59 162V161H58ZM81 162V163H80ZM149 162V161H148ZM154 162V161H153ZM220 162V163H219ZM239 162V161H238ZM248 162H251V161H248ZM248 162H246L245 161V163H248ZM44 165H45V163L47 164V162H42ZM50 163V161H48V165H51L53 162H51V164H49ZM80 163V164H79ZM83 163V164H82ZM149 163H152V162H149ZM146 164H148V163H146ZM241 164V163H240ZM42 165V164H41ZM48 165H46L47 167H48ZM60 165V164H59ZM62 165H60V166H62ZM84 165V166H85ZM94 165H98V164H94ZM94 165H93V167H94ZM108 165H106V167L108 166ZM170 165V164H169ZM54 165H52V167H53ZM59 166V167H60ZM146 166V165H145ZM151 166V165H150ZM150 166H148V167H150ZM164 166V165H163ZM172 166V165H171ZM217 166L220 168V169H218L217 168ZM246 166H248V168L249 169H251V171L255 174V178L257 179V181L259 182V185H261L260 187H261V189H260V191L261 192H263V195H260V194H256V195H254V194H252V196L251 197H249L252 201H253V203H252V205L251 204H249L250 206H252V209L254 208V210L256 209V208H260V209H263L264 210V177L262 176L263 175V173H261L260 172V170H259V168L255 165V163L253 164L252 162L251 163H248V164H246ZM50 168V167H49ZM57 167H53V169H56ZM110 168V167H109ZM151 168H153V167H151ZM164 168V167H163ZM168 168V167H167ZM173 168V167H172ZM179 168H178V173L180 172L179 171ZM204 168V169H203ZM47 169V168H46ZM52 169V168H51ZM52 169V170H53ZM135 169V168H134ZM148 169V168H147ZM150 169V168H149ZM155 169L157 170V168H156V165H155ZM160 169V168H159ZM174 169V168H173ZM172 169V170H173ZM182 169V168H181ZM261 169V168H260ZM49 170V169H48ZM62 170V171H63ZM151 170V169H150ZM165 170V169H164ZM171 170V169H170ZM169 170V171H170ZM204 170V171H203ZM49 171H51V170H49ZM56 171V170H55ZM55 171H52L53 173L55 172ZM97 171V170H96ZM153 171H155L154 169H153ZM135 172L137 173V171L135 170ZM134 172V173H135ZM174 172H176V171H174ZM184 172V171H183ZM183 172H180V173H183ZM47 173V172H46ZM51 173V172H50ZM104 173V172H103ZM107 173V172H106ZM135 173V174H136ZM161 173H162V171H161ZM160 173V174H161ZM172 173V172H171ZM177 173V172H176ZM177 173V174H178ZM180 173H179V175H180ZM222 173V174H221ZM49 174V173H48ZM52 174V173H51ZM109 174V173H108ZM135 174H134V176H135ZM153 174V173H152ZM155 174V173H154ZM220 174H221V176H220ZM123 175H125V174H123ZM156 175H158V174H156ZM174 175H175V173H174ZM178 175V176H179ZM183 175H184V173H183ZM54 175H52V177H53ZM121 177H122V179H123V176L122 175H120ZM138 176V175H137ZM177 176V177H178ZM51 176H50V174H49V176H45V178H47V180L50 178H52ZM125 177H126V175H125ZM160 177V176H159ZM185 178H186V176H184ZM217 177V178H216ZM110 178H112L111 180H110ZM135 178V177H134ZM155 178H156V176H155ZM180 178H182V179H180L179 181L181 182V185L183 184L184 186L186 185L185 184V179L183 178V177H180ZM204 178V179H203ZM49 179V181H47L48 183L50 182H53L54 183V178L53 179H51L50 180ZM120 179V178H119ZM122 179H121V181H122ZM127 179V178H126ZM131 179V178H130ZM130 179H128V181H127V183L130 181ZM140 179V178H139ZM154 179V178H153ZM162 179V178H161ZM53 180V181H52ZM124 180V179H123ZM132 180V179H131ZM136 181V183H139L137 180H136V178H135V180H134V182ZM156 181V180H155ZM57 182V181H56ZM59 182V181H58ZM141 182V181H140ZM59 183H61V182H59ZM58 183V184H59ZM124 183V182H123ZM130 183H132V182H130ZM55 184V183H54ZM62 184V183H61ZM116 184H118V182L116 183ZM125 184V183H124ZM132 184H134V183H132ZM162 184V183H161ZM180 184V183H179ZM203 184H205V183H203ZM63 185H64V183H63ZM160 185V184H159ZM182 185V187H184ZM207 185V186H208ZM217 185V184H216ZM45 186H46V184H45ZM49 186H51L52 187V183H51V185H49ZM58 186H60V185H58ZM124 186V185H123ZM132 187L133 186H135V185H131ZM136 186H138V185H136ZM54 187H55V185H54ZM57 187V186H56ZM55 187V188H56ZM61 187H63L62 185L60 186V187H58V188H60L59 190L61 191ZM179 187H180V185H179ZM53 188V187H52ZM55 188H54V190H55ZM65 188V187H64ZM64 188H62L63 190H65ZM104 188H106V189H104ZM46 189H49L50 191H51V188H48V187H46ZM57 189V188H56ZM114 189H116V190H114ZM121 189V188H120ZM48 190V191H49ZM53 190V189H52ZM59 190H58V192H59ZM63 190H62V192H63ZM97 192H96V191ZM99 190V191H98ZM104 190V191H103ZM199 190V189H198ZM201 190H203V189H201ZM213 190V189H212ZM102 191V192H101ZM114 191H115V193H114ZM64 192V193H65ZM118 192H119V195H118ZM105 193V194H106ZM116 196H118V198H116ZM241 196V197H242ZM95 197V196H94ZM115 197V198H114ZM123 197H125L124 195H123ZM224 197V198H223ZM67 198V197H66ZM114 198V200L115 201H112V199ZM125 198H127V197H125ZM207 197H205L204 199H206ZM92 199V198H91ZM129 199V198H128ZM121 200V202H122V199H120ZM120 200H119V202H120ZM125 200H127V199H125ZM238 200H240V199H238ZM250 200V201H251ZM68 201V200H67ZM124 201V200H123ZM206 201V200H205ZM251 201V202H252ZM69 202V201H68ZM67 202V203H68ZM118 202V203H119ZM127 203H128V201H126ZM133 202V201H132ZM131 202V203H132ZM117 203V204H118ZM126 203V204H127ZM125 203L123 204V205H125V206H128V205H126ZM205 205H207V202H205L204 203ZM234 204V205H235ZM122 205V204H121ZM122 205V206H123ZM233 205V206H234ZM232 206V205H231ZM251 208V207H250ZM218 209H219V207H218ZM233 209V208H232ZM220 210V209H219ZM225 210H227V209H225ZM262 211V210H261ZM194 211H191V213L189 214L190 216L189 217H193V221L194 220H198L199 218H200V216L199 215H196V214H194L193 213ZM151 213L153 214L152 215V217H153V221H152V223L153 224H155L154 222H156V223H158V221L161 219V214L160 213H158L157 211H155V210H151ZM225 213V212H224ZM202 215H203V217L202 218H200L201 219V221H200V224H202V226H203V228L201 229V227H200V231H202V232H204L205 231V234L207 235V244H208V247L209 248H211V252H212V250H213V252L214 251H216L217 249L219 250V251H221V252H228L227 250H228V248L227 247H230V246H234L235 247V249H236V251H244L243 253L246 255V256H244V257H246V261H247V259H250V262L248 263V264H260V263H262L261 262V260H262V258H264V257H261L262 255H260V248H263L264 247V243H260L261 245H257V241L254 239V236H253V234H254V232H255V230H258V229H254V227H252V226H254L255 225V223H253L252 221H248L247 219H244L243 221L242 220H235V221H233L232 219H229L228 218V216H227V218L225 217L226 215H224V219H223V221H221V224H223V225H228V226H231L232 228H233V232L235 233V235H233L234 237H232V239L231 240H233L231 243H228L226 240H227V236H228V231H227V229L228 228H226L225 226H221V225H219V223L218 224H211V222L209 221V220H207L206 219V217H205V215H204V213L202 212L201 213ZM168 217L167 218H169L170 217V219L172 220V221H174V222H177V223H185V221H186V219L183 217L182 219H180V217H181V214L177 211V212H170V213H168V215H167ZM199 216V217H198ZM151 217V218H152ZM194 218H196V219H194ZM235 219V218H234ZM241 219H242V217H241ZM188 220H189V218H188ZM187 220V221H188ZM197 220H196V222H197ZM190 222H192V218L189 220ZM188 221V222H189ZM199 221V220H198ZM209 221V222H208ZM33 222V221H32ZM202 222V223H201ZM223 222V223H222ZM187 223V222H186ZM199 223V222H198ZM197 223V224H198ZM194 224H195V222H194ZM254 224V225H253ZM25 225V224H24ZM186 224H184V228L186 227L185 226ZM188 225V224H187ZM31 226V225H30ZM199 226H201V225H199ZM227 226V227H228ZM256 226V225H255ZM256 228V227H255ZM258 228V227H257ZM205 229V230H204ZM221 232V233H220ZM227 236H226V235ZM221 235V237L224 235V236H226L225 238L223 237L222 238V241L221 242H223L224 243V246L222 245V246H220V248H218V245H220V242L219 243H217V245L215 246V243L217 242V239H218V237ZM198 237V236H197ZM231 237V236H230ZM201 238V237H200ZM259 238V237H258ZM257 238V239H258ZM22 239V237L21 236H16V238L14 239V242H19L20 240ZM193 239V238H192ZM196 240V239H195ZM201 240V239H200ZM224 240V241H223ZM193 242H192V244L193 243H195L194 242V240H192ZM198 241V240H197ZM8 242V241H7ZM13 242V243H14ZM1 244V243H0ZM7 244V243H6ZM189 244V243H188ZM192 244H191V247H192ZM197 244H199V243H197ZM222 244V243H221ZM195 245H196V243L193 245V247H195ZM7 246V245H6ZM13 246V245H12ZM99 246V245H98ZM187 246V245H186ZM198 246V245H197ZM207 246V245H206ZM263 246V247H262ZM14 247V246H13ZM21 247V246H20ZM26 247H28V246H26ZM192 247V248H193ZM12 248V247H11ZM11 248L10 249H8L9 250V253H10V256H9V258H8V261L10 262L9 264H14L15 263V258L13 257V254H12V250L13 249H15L16 247H14V248H12V250H11ZM24 249V247H21V249ZM99 248H101L100 246H99ZM198 248V247H197ZM195 248L197 251L196 252H200L201 250L198 248ZM238 248V249H237ZM28 250H24V251H29V252H31L30 250V248H27ZM30 249V250H29ZM260 249V250H259ZM11 250V251H10ZM16 250V249H15ZM103 249H101V251H102ZM187 250H188V247H187ZM191 250V248L189 249V251ZM95 251V250H94ZM104 251V250H103ZM203 251V250H202ZM201 251V252H202ZM34 252V251H33ZM192 252V251H191ZM200 252V253H201ZM212 252V253H213ZM241 252V253H242ZM28 253V252H27ZM53 253V252H52ZM51 252H49V251H36V252H34L32 255V259L33 258H37V260L40 262L39 264H68L67 263V261H63V259H62V257L60 256V255H57V254H52ZM195 253V252H194ZM193 253V254H194ZM198 253H196V254H198ZM199 253V254H200ZM203 253V252H202ZM206 253V252H205ZM242 253V254H243ZM251 253H253L254 254V256L253 257H250L249 255L251 254ZM264 253V252H263ZM30 255H31V253H29ZM100 254V253H99ZM102 254V253H101ZM100 254V256H95V257H97L96 259L94 258V259H92V260H90V258H88L87 260H85L86 261V263H89V264H107V262H105V260H107V259H105L104 258V256L103 255H101ZM193 254H191V256L193 255ZM207 254V253H206ZM209 254V253H208ZM214 254H215V252H214ZM225 254H228V253H225ZM224 254V255H225ZM252 254V255H253ZM240 255V254H239ZM238 255V256H239ZM94 256V255H93ZM93 256L91 257V258H93ZM190 256V257H191ZM236 256V255H235ZM195 256H193V258H192V260H191V258L189 259L188 258V261L189 260H191V262H192V264H195V258H194ZM205 257V256H204ZM208 257V256H207ZM211 257V256H210ZM233 255H225V260L223 261V262H225L226 264H232L233 262ZM243 257V256H242ZM240 258V257H239ZM207 259V258H206ZM208 259H210V258H208ZM222 259V258H221ZM242 259V258H241ZM51 261V262H49V261ZM218 260H220V259H218ZM197 261V260H196ZM211 260H209L208 262H210ZM194 262V263H193ZM200 262V261H199ZM212 262V261H211ZM245 262V261H244ZM243 262V263H244ZM83 263H85V262H83ZM85 263V264H86ZM109 264V263H108ZM174 264H181L179 261L177 262V263H174ZM209 264V263H208Z\"/></svg>",
  "mask_w": 264,
  "mask_h": 264
}]
</instances>
